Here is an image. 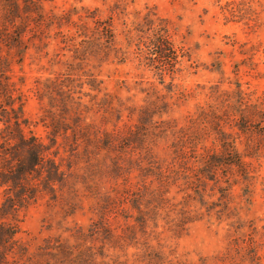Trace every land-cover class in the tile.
<instances>
[{
	"label": "rangeland",
	"instance_id": "rangeland-1",
	"mask_svg": "<svg viewBox=\"0 0 264 264\" xmlns=\"http://www.w3.org/2000/svg\"><path fill=\"white\" fill-rule=\"evenodd\" d=\"M0 264H264V0H0Z\"/></svg>",
	"mask_w": 264,
	"mask_h": 264
},
{
	"label": "trees",
	"instance_id": "trees-1",
	"mask_svg": "<svg viewBox=\"0 0 264 264\" xmlns=\"http://www.w3.org/2000/svg\"><path fill=\"white\" fill-rule=\"evenodd\" d=\"M18 132H19V130H18ZM17 138H19L20 140H23V138H24V136H23V134L20 132V133H18V137ZM32 147H34V150L36 151V154H35V156H34V158H35V161L34 162H36L37 160H39V157H40V153H39V150H38V145L36 144V143H33L32 144ZM38 151V152H37ZM35 164V163H34Z\"/></svg>",
	"mask_w": 264,
	"mask_h": 264
}]
</instances>
